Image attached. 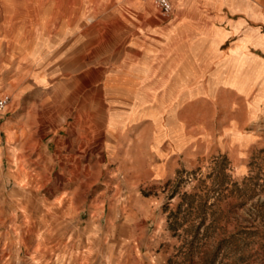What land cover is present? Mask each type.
Masks as SVG:
<instances>
[{
  "label": "rangeland",
  "instance_id": "374dc122",
  "mask_svg": "<svg viewBox=\"0 0 264 264\" xmlns=\"http://www.w3.org/2000/svg\"><path fill=\"white\" fill-rule=\"evenodd\" d=\"M139 1L0 0V96L19 99L0 117V264H264L263 120L228 132L207 107L210 136L164 180L147 146L172 136L174 91H131L143 134L111 125L129 106L111 89L122 60L165 23ZM164 57L126 80L152 79ZM24 110L13 137L9 114Z\"/></svg>",
  "mask_w": 264,
  "mask_h": 264
},
{
  "label": "crops",
  "instance_id": "0c3cea01",
  "mask_svg": "<svg viewBox=\"0 0 264 264\" xmlns=\"http://www.w3.org/2000/svg\"><path fill=\"white\" fill-rule=\"evenodd\" d=\"M150 3L140 0L132 8L148 13ZM172 7L168 18L158 13L164 24H150L149 30L136 37L135 45L130 46L131 50L134 47L135 58L131 60L133 55L127 54L122 60L125 81L111 87L127 91L124 100L129 101L119 119H110L111 125L125 128L140 125L141 134L151 127L150 118L129 114L133 106L139 107V100L131 98L134 93L131 91H174L176 98L168 107L172 136L160 137L147 146L155 159L147 168L155 180L169 177L171 170L176 169L177 159L191 151L194 137L210 136L203 124L207 107L213 114L218 112L221 129L228 132L242 131L256 120L264 121V0H172ZM22 56L18 54V58ZM163 56L165 59L152 79L126 80L127 75L138 78L147 69L145 58ZM14 67L17 70L18 66ZM147 70L151 72L150 67ZM168 71H171L169 81L163 82ZM27 88L20 90L24 92ZM14 102L10 96L9 106ZM28 121L26 110L9 114L13 137L18 127L23 129ZM243 133L245 139L255 137L254 132ZM158 165L162 175L155 176Z\"/></svg>",
  "mask_w": 264,
  "mask_h": 264
},
{
  "label": "built area",
  "instance_id": "2783aa9c",
  "mask_svg": "<svg viewBox=\"0 0 264 264\" xmlns=\"http://www.w3.org/2000/svg\"><path fill=\"white\" fill-rule=\"evenodd\" d=\"M153 1L162 17L168 18L171 16L173 11L172 0H153ZM9 101H10L9 95L0 96V117L3 115L4 111L6 110Z\"/></svg>",
  "mask_w": 264,
  "mask_h": 264
}]
</instances>
